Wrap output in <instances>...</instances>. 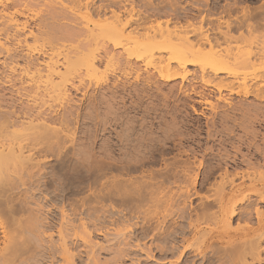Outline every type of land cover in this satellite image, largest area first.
<instances>
[{
	"label": "bare ground",
	"instance_id": "6f19581e",
	"mask_svg": "<svg viewBox=\"0 0 264 264\" xmlns=\"http://www.w3.org/2000/svg\"><path fill=\"white\" fill-rule=\"evenodd\" d=\"M65 1L70 3L71 7L64 4ZM99 1L8 0L0 9V264H34L37 262L38 264H123L125 260H129L133 264L139 261L138 254L153 258L151 252L154 248L155 251L159 249L163 252V255L172 254L179 247L177 238L180 237L184 241L187 230V233L194 235L197 232L196 225L198 223L195 224L196 220L198 219L197 222H199L201 217L203 219L209 217L210 213L212 215L213 207H216L215 214L218 215L213 213L215 217H218L219 220L225 219L229 225L234 217L238 220H246L254 216L257 221L254 228L247 230V233L252 234V238L241 244L239 240V242L234 240V245L231 244L232 248H229L230 245L229 249L225 250L227 252H225L227 255H224L226 259L222 260L223 262L219 260L220 264H264V211H256L259 207L258 203L264 201L263 187H261L262 190L257 189L258 182L264 180V170H262L264 168V105H262L263 102L261 103L264 99V45L261 46L264 43V35L261 36L263 37L261 39L259 34L260 40H258L257 34H255L260 30L264 32L263 0H260L261 4L255 6L249 5L246 1L257 2V0H191L189 3L191 6L193 5L195 13H192L195 15L184 13L182 18L181 13L180 17L178 15L177 0H166V7L164 3H162L164 6H159L163 0L158 1L159 3L156 1L155 3L154 0H142L143 9L137 8L136 0H109L108 3H97ZM42 3L46 7L48 17L45 16L46 18L35 22L34 17L27 13L30 9L28 7L37 4L39 6ZM57 3L59 6L56 5ZM185 6L181 5L180 7L183 9ZM20 15H24L26 18L19 20L17 16ZM162 17L164 20L161 24L158 19H162ZM60 18L65 19V22L56 24L54 21ZM122 21L123 24H119ZM31 24L34 26L31 27ZM124 25L131 28L125 31ZM39 36H44L47 48L31 50L29 40H38ZM69 41L73 43L71 50L60 52L58 45ZM259 41L260 46L255 44ZM239 43L244 45L246 43L250 47L247 50L243 48L244 51H239ZM120 46L127 56L129 52L132 56L134 55V58L136 56L135 60H138L143 51L157 48V46H159L157 50L169 49V54L166 55L168 58H163L161 54L158 56V65L161 69L168 70L172 67L187 69L188 66H196L199 70L200 81L204 85L216 87L218 92H221L222 89H231L233 81H241L242 90L234 91V93H241L244 96L254 95L261 104L257 102L258 105H256L255 102V106L252 105L251 108L248 106H251L248 102L247 106L251 109L244 107L247 110L245 109L246 112L244 111L245 113L240 118L230 119L229 117L226 119L225 117L223 120H231L230 122H233L237 127L242 122H246V125L254 123L256 126L250 125L251 127L246 132L243 131L242 135L234 132L235 127L228 129L227 135L230 136L228 141L232 140L231 143H235V145L231 144L234 148L233 155L224 154L228 159L226 161L230 163L215 162L213 167L211 164L209 168L206 167L207 171L203 170L206 173L202 172V174H205L203 179L207 181L213 176V168H215L214 170L218 168L219 171L216 170L218 180L212 182L214 184L218 182V184L211 185V181H208L210 182L208 184L216 189L220 187L221 190L225 189L223 185L228 183L230 188L227 191L223 190L219 195L215 193L212 196L210 194L202 195L197 189L200 168L205 164L200 158L195 157L197 161L195 158V160L192 158L188 161L174 159L176 162L171 161L174 170H166L165 168L170 162L166 163L168 165H165V168L151 169L147 179L143 177H147L145 174L148 172L143 176L140 174L142 178L140 182L132 180L130 178L132 175L127 178L124 176V178L123 175L126 174L119 175L114 172L111 174L110 180H107L106 173L118 169V159L108 157L111 154H108L107 151L111 147L107 145L103 148L105 155L103 153L102 157L98 156L99 158H96L95 152L89 149L90 151L87 150L89 157L87 164L85 163L86 167L79 166L78 168L77 166L74 171L79 174L85 169L86 174L93 179L101 176L106 177L100 183L101 188L99 187L98 192H92L94 203L97 202L98 205L93 203L92 205H96L95 207L90 206L79 210V207L76 208L75 205L80 202L70 201V211L64 208L66 205L59 207V223L58 226H55L57 222L55 223L54 216L49 212L50 209L46 210L48 208L37 203L38 200L34 202L35 204L33 203L32 199L36 196L32 195L34 193L31 192L33 189L31 185L34 182L40 184L37 177L56 173L57 170L54 171L53 168L46 172L42 169L52 159L51 156L56 154L54 151L60 143H63V137L67 138L69 117L75 113L74 111L72 113L70 105H67L71 108L69 110H67V106L63 111L55 108L52 101L65 99L66 104H69L72 100L71 90L80 91L84 87L79 74H76L71 80H63L64 70L62 71V68L67 70L74 64L79 67L94 68L98 58L88 57L91 48L103 49V56L101 55L100 58L108 57L109 60L115 57V51ZM256 65L262 67L263 73L259 77L255 75L252 78L254 80L257 77L263 83L262 86L260 85L261 87L254 88L245 83L251 79V76H247L244 71ZM160 76L164 80L184 79V75L176 73H166ZM227 77L230 78V82L225 81ZM238 106V110L241 108V111L242 106L240 104ZM192 109L195 113L198 112L194 107ZM57 123L60 128H57ZM212 126L210 125V127ZM187 134L190 136L189 133ZM209 137L212 136L209 135ZM224 141L222 142L224 143ZM241 146H244L248 152H239ZM230 149L232 148L230 147ZM186 151L184 152L186 153ZM81 152L79 151V153ZM79 153L77 152L79 156L83 155ZM87 154L85 158H87ZM218 156L220 157V155ZM64 157L66 156L64 155ZM151 157L153 156L151 155ZM80 158H77L78 162L81 160ZM122 158L121 160H124ZM222 158L221 160L224 159ZM132 160H126L128 165L126 163L124 166L127 165V169H130L128 167L132 165L129 162L133 163L134 167L132 168L135 169L138 167L139 161H143V159ZM78 162H75L74 165H77ZM59 164L61 163L59 162ZM57 167L59 168V165ZM123 167L120 168L123 170ZM132 168L128 172H133ZM124 171L126 170L124 169ZM61 172H64L63 166ZM202 174L200 175L202 176ZM236 178L242 179L241 182L235 183ZM245 178L250 180L248 185L244 184ZM38 184H36L38 188L42 186ZM219 184L220 186H218ZM205 187L210 188L209 185ZM42 189L44 191V188ZM195 197L200 199L197 206L192 204ZM92 200H86L89 202L87 205L92 203ZM80 204L83 205L84 202L82 201ZM142 204H148V210L145 211ZM138 205L140 209H142L140 206L142 205V210L148 212L149 215L144 213L148 216L147 219L144 218L147 220L144 223V214H142L143 224L136 228L139 224L135 223L136 220L134 223L130 222L133 216L129 215L131 213L126 215L127 213L123 211L124 208L120 206H125L126 209L133 212L132 208H138ZM160 205H163L164 208L158 209ZM43 207L46 209L44 210ZM251 207L253 208L251 209ZM194 214L197 217L196 220H192ZM75 218L78 220L77 224H75ZM178 218L188 220L187 228L185 225L181 227L182 224H179L180 227L175 229L166 227V222H170L168 220H172L176 225L175 222ZM152 220L156 221L154 225L151 224ZM121 222L122 225H120ZM116 224L119 227L116 228ZM54 234L58 236L57 240L53 239ZM97 235L104 237V241L94 240L99 237ZM110 236L114 238H110ZM93 237L95 238L93 239ZM149 239H151V243H147ZM78 241L82 247H77ZM168 244L170 245L168 246ZM188 248H190L188 245L182 246L177 258L170 261L172 263L166 262V264L181 262L182 264H196L198 257L190 259L189 255V259L183 260ZM99 250L112 255L100 259ZM84 254L86 260L82 259ZM198 255L201 256L200 253ZM209 258H212V255Z\"/></svg>",
	"mask_w": 264,
	"mask_h": 264
},
{
	"label": "rangeland",
	"instance_id": "374dc122",
	"mask_svg": "<svg viewBox=\"0 0 264 264\" xmlns=\"http://www.w3.org/2000/svg\"><path fill=\"white\" fill-rule=\"evenodd\" d=\"M96 1H99V0H96ZM108 1L109 0H103V1L100 0L97 3H100V2H105V3L107 2L108 3ZM155 1L157 3L160 2V0H154V2ZM258 1H259V3H258ZM261 1L260 0H257V2L250 1L251 3L249 1H246V2H248V4L251 6L252 5L255 6V5L261 4ZM6 2H8V0H0V9H2L3 5L6 4ZM41 2H43V0H41ZM189 2H191V0H189V1L188 0L187 1L186 0H177V7H178L177 10H178L179 14L177 12H176V14H178L179 17H180V13H181V18H182V15H185L186 13H189L190 15L191 14L195 15V14H193V13H195V10L193 9V5L191 6L190 5L191 3H189ZM252 2L253 3L255 2V3L253 4ZM263 2H264V0H263ZM55 3H56V1H55ZM136 3H137V8L138 7L140 9L144 8L143 7L144 4H143L142 0H136ZM162 3H164V5H165L167 3V1L163 0V2L159 3V6H164ZM58 4L59 3H57L56 5L59 6ZM64 4H67L69 7H71L70 3L66 2V1ZM160 4H162V5H160ZM37 5H32V6L28 7L32 11L29 9V12H27L30 16L34 17L35 22H39V20L41 18L44 19V18L48 17L47 16V10H46V7L44 6V4L42 3V5L41 4H39V6H37ZM181 5L182 6L186 5L184 8H187L189 11L187 9L185 10L183 8L185 11L184 12L183 9L180 7ZM187 5L189 8L190 7L191 8L189 9L187 7ZM166 6L167 5H165V7ZM179 8H181V9L179 10ZM74 9H76V8H74ZM69 10H70V8H69ZM72 11H74V10H72ZM236 13L238 15V12H236ZM34 14H35V16H34ZM65 14H67V13H65ZM17 18L19 20H24L26 18V16L20 15V16H17ZM183 19H184V16H183ZM158 20L161 23L162 20H164V18L162 17V19L160 18ZM54 22L56 24L63 23V22H65V19L60 18V19L55 20ZM156 22H157V20H156ZM153 23L155 24V21ZM119 24H123V21ZM0 26H1V24H0ZM33 26L34 25L31 24V27H33ZM124 26H125L124 27L125 31H128V29L131 28L128 25H124ZM260 31H259V33H257L258 31H256V33H255V34H257L258 40H260L259 36H258L259 34H260L261 39L263 38L261 36L264 35V32L261 31L262 32V35H261ZM43 37L39 36V39L35 40V41L29 40L28 43H29L30 49L31 50L46 49L47 48V42ZM105 43L108 44L107 42H105ZM242 43H244V42H242ZM261 43H262V41H261ZM72 44L73 43L71 41L64 42L62 45H58V49L60 50V52H63V51L67 52L68 50H71ZM240 44L241 43L238 44V50L239 51H242V50L244 51L243 48H245L247 50L250 47L246 43H245V45L241 44V46H240ZM255 44L256 45L258 44V46H260V41L256 42ZM262 45H264V43H262L261 46ZM106 46H108V45H106ZM150 47H152V46H150ZM158 47L159 46H157V48ZM157 48H154L151 50H147L144 48V50H147V51H143L142 54L139 53L141 55L139 56L138 60H135L136 56L134 58V55L132 56L131 52H129V55L131 54V56L130 57H129V55L127 56L126 52H124L122 50L123 48L121 46L118 47L117 50L115 51V57L111 58L109 60H108V57L107 58H105V57L100 58L101 55L103 56V49L91 48V51H89L88 57L98 58L97 63H96L94 68H92V67H90V68L79 67L76 64L71 65L69 68H67V70L65 68H62V71L64 70L63 74H62L63 80H71L72 78H74V76L76 74H79L81 76L82 82L84 84L83 85L84 90L83 89H81L80 91L71 90L70 97H72V100L69 104H66L65 99L52 101V104L55 108H58L59 110L63 111V109L67 105H70L72 109L67 106L68 107L67 110L71 109L72 113H73V111L75 113H73L72 116L69 117V121H70L69 127H68L69 129L66 131L67 132V136H66L67 138L64 139V137H63V140H62L63 143H60L59 146L57 147L58 150L56 148V150L54 151V152H56V154L51 156L52 159L50 161H48L45 164V167H43V169H42L46 172V171H49L50 168H53L54 171L57 170L56 173L54 175L48 173V174L42 175V177L41 176L37 177L36 179H38V181L40 180L39 183L42 186L40 184H38L37 182H34L31 185V186H33L32 187L33 189H32V191L30 190L32 193H34V194H32L33 197L36 196V198H34L35 200L32 199L33 203L38 200L37 203H40L43 206H46L48 208V209H46V207H43L44 210L50 209L49 212L52 213V214L51 213L50 214L54 216V221L56 220L55 223L57 222L56 224L54 223L55 226H58V223H59L58 220L60 218V214L58 213V211H59V207H61L62 205L63 206L66 205V206H64V208L68 209L69 211H70V209H69L70 205L69 204L71 202H74V201H76V203L77 202L81 203L82 201L84 202V204H83L84 206L81 205L80 203L75 205L76 208H77V206L79 207L78 208L79 210H81V209L84 210V208H88L90 206L95 207L96 205H98L97 202L94 203L95 200L93 199L92 192L93 191L98 192L99 187H100V183H102L106 179V177L104 178V176L103 177L101 176L99 178L93 179L92 177H89V175L86 174L85 169L82 170V172L79 174H76L77 172L74 170H76L77 166H78V168H79V166L82 168L86 167V164L88 162L87 160L89 157V154H87V153H89L90 150L95 152L96 158L98 156L102 157L103 153L105 155L103 148L106 147V145L108 147H111V148H109L110 150L107 151L108 154H111L108 157L117 158L119 161V164L117 163L118 169L106 173V176L108 175L107 180H110V176H112L111 174H113V172H114V173L119 174V175H123V173H124L126 175H123V177L125 176L126 178L132 175L130 177L132 180H134V181L139 180L137 182H140V180H142L140 174H142V176H143L145 173L148 172L147 174H145V175H147V177L146 176L143 177V178L147 179L151 169L156 170V169H160L163 167L165 168L166 167L165 165H168L170 162V164L168 165L169 167L167 166V168H165V169L166 170L171 169V171H172V170H174V168L172 166L171 161L172 162L175 160L180 161V159H182L183 161H185V160L188 161V159L192 160V158H193V160H195L196 158L197 159L200 158V160H203L202 161L203 164L205 163L204 166H202L200 168V171H201V172H199L200 178L198 177V180H197V183H198L197 189L199 190L200 194H202V195H209L210 194V196H212L215 193L216 194L218 193V195L221 194V192H223V190L224 191L229 190L230 186L228 183L223 185V187L225 186V189L223 188L220 190L219 189L220 187L217 189L213 188L216 185V183L218 184V182H216L215 184L212 183V182H215L218 180V176H216V175L218 174L217 171H219V169L217 168V166H216L217 171L214 170L215 168H213V173L215 174V172H216V174L214 175L212 173L213 176L210 177L212 180L214 179V181H212L210 178H209L210 180L208 179L207 181H205L203 179L205 174H202V172L204 173L205 171H207V168H209L210 164L213 167V165H215L219 161H221L220 162L221 164L223 163V161L229 162V161H226L228 159L225 155L230 154V156H232L233 150H234L232 145H235V143L234 144L231 143V142H233L232 140L228 141V138L230 137L227 135L229 128L235 127L234 132L237 134L241 133L240 135H242V133L244 134L243 131L246 132V130H248L251 127L250 125L256 126V124H254V123L252 124V123L247 122L248 125H246V122H242L241 124H239L240 126L237 127V126H234L233 122H230L231 120L224 121L223 119L225 117H226V119L229 117H230V119L231 118H240L243 115V113L246 112V110H247L246 108H248V106L251 108L253 106H255L254 105L255 102H256V105L261 104L262 102H263L262 105H264V99L262 101L260 99L261 103H259V101L257 100L258 98L255 97L254 95L244 96L241 93H239V94L234 93V91L242 90L243 84L241 81H238V82L233 81L231 89H222L221 92H218L216 87H214L212 85L211 86L204 85L200 81L201 79H200V75L198 72L199 70L196 66H194V67L188 66L187 69H182V68L176 69L177 67H175V68L172 67L171 69H168V70L161 69V67L158 65V58H159L158 56H160V54H161L163 58L166 57V55L169 54V52H168L169 49L164 48L165 49V51H164L162 47H161L162 48L161 50H157ZM132 53H133V51H132ZM134 54H135V52H134ZM136 54L138 56V53H136ZM163 55H165V56H163ZM171 55H172V53L170 54V57H171ZM126 57H129V58H126ZM166 58H168V57H166ZM125 59L126 60L128 59V61H126ZM121 62H123V63H121ZM258 66L256 65L255 67H252V68L244 71L247 76H251V79H248L245 83L247 85L254 87V88L255 87H261L262 86L261 84L264 82V80L262 82V80L257 78L263 73L262 67L261 66L258 67ZM1 72H2V70H1ZM166 73H169V74L176 73L179 75H184V79L183 80H181L180 78H174V79H170V80L161 79L160 75L161 74L165 75ZM255 75H257V77H256V79L253 80L252 77H255ZM75 80L77 81V79H75ZM229 80H230V78H228V77L225 79V81L230 82ZM193 90H194V92H193ZM188 93H189V95H188ZM200 93H202L203 95L202 94L200 95ZM204 99H206V100H204ZM248 102H250L249 104H251V106L248 105ZM257 102H258V104H257ZM238 104H240L242 106V110H241L242 112L240 111L241 108H239V110H238V107H239ZM192 107H194L198 112L195 113L193 111ZM244 107H246L245 108L246 110L244 109ZM251 108H248V109H251ZM173 123H175V124H173ZM232 123H233V126H232ZM243 123H245V124H243ZM172 124L174 125V129L172 127ZM210 125L211 126L213 125V126L210 127ZM55 126H56V124H55ZM170 126L173 130L170 128ZM58 127L60 128V126H58V123H57V128ZM165 128H166V130H165ZM243 128H245V129H243ZM70 131H72V132H70ZM261 131H263V130H261ZM176 132H178V133H176ZM187 133H189L190 136ZM191 134L194 136H192ZM209 135L212 137H209ZM141 136H142V138H141ZM165 137L166 138L168 137L167 138L168 140ZM222 141H224V143ZM78 146H79V148H77ZM59 147H61V148H59ZM230 147L232 149H230ZM121 148H123V149H121ZM187 148H189V149H187ZM197 148H199V149H197ZM82 149L84 152L82 151ZM112 149H113V152H112ZM127 149H129V150H127ZM87 150H89V151H87ZM186 150H189V151H186ZM79 151L80 152L82 151L83 153L82 152L79 153ZM181 151H183V152L181 153ZM184 151H186L187 154ZM241 151L243 153L248 152L244 146H241V148L239 149V152H241ZM77 152L80 155L83 154V155H81L83 157L80 158L81 156H79L77 154ZM190 152H192V153H190ZM197 152L200 154H198ZM219 152H222V153L219 154ZM139 153H141V154H139ZM86 154H87V158H85ZM184 154H186V155H184ZM64 155L67 158L64 157ZM151 155L153 157H151ZM218 155H220V157ZM211 157H212V159H211ZM77 158H80L81 160L78 162L79 159H77ZM83 158H85L86 160L85 159L82 160ZM121 158L124 160H121ZM221 158L223 160H221ZM128 159L129 160L130 159L131 160L136 159L138 161H139V159L140 160L143 159V161H139L141 164L138 163V165H137L138 167H136L135 169L132 168V167H134V165H133L134 160H132L133 163L129 162V164L131 163L132 165H130L128 168H130V169L132 168L133 172H128L130 170V169L126 168L128 165V162H126V160H128ZM197 159L195 161H197ZM63 160H66V161H63ZM230 160H232V158H230ZM62 161H63V164H62ZM120 161H121V163H120ZM59 162L61 164H59ZM64 162L66 163L65 165H64ZM75 162H78V164L76 163L77 165H74ZM79 163H80V165H79ZM126 163H127V165L125 167L124 164H126ZM166 163H168V164H166ZM175 164L178 165V163H175ZM179 164H181V163H179ZM58 165H59V168H61L60 170L57 167ZM61 165L63 166L64 172H61L62 171ZM66 165L68 168L66 167ZM69 165H70V168H69ZM71 165H74V166L71 167ZM120 165H122V166H120ZM170 165L172 166V168H170L171 167ZM120 167H123V170L125 169L126 171L123 172V170ZM65 168H67L68 170L67 169L65 170ZM71 168H72V170H71ZM69 170H71V171H69ZM203 170H205V171H203ZM262 170H264V168ZM68 171H69V173H68ZM115 171H118V172H115ZM171 171H167V172L170 173ZM120 172H122V174H120ZM66 173L69 175H67ZM58 174L59 175L61 174V175L59 176ZM200 174H202V176ZM71 176H73V177H71ZM133 176H134V178H133ZM213 177H215V178H213ZM59 178H61V179H59ZM100 178H102V179H100ZM202 179L204 182L202 181ZM100 180H102V181H100ZM241 180L242 179H240V178H236L235 183H239V182H241ZM208 181H211V183H212L211 185H214V186L210 187L211 185L208 184V183H210ZM243 181H244L245 185H248L250 183V180H248L247 178H245ZM261 182H258L257 189L259 188L260 190H262L261 187H263V190H264V180H262ZM35 183L38 184L39 186H41V187H39L40 189L36 186ZM206 185H209V187L212 189L205 187ZM218 186H220V184ZM34 187H36L35 192H34ZM41 188H44V191H43V189L41 190ZM219 190H220V192H219ZM218 195H216V196H218ZM43 197H44V199H43ZM84 197L86 200H89V201H91L93 199L92 203L90 202L91 205L90 204L87 205L89 202L86 200L84 201ZM56 200L59 202H57ZM33 203H31V204H33ZM93 203L96 205H92ZM198 203H200L199 197L193 198V200H192L193 206H197ZM85 204H86V206H85ZM142 205L144 206L145 211L148 210V208H147L148 204H145V205L142 204ZM142 205H140V206L143 209ZM80 206H82V208H80ZM257 206H260V202L258 203ZM120 207L124 208V210L123 209L122 210L127 213L126 215L131 213L129 215L133 216V217L130 216L133 221L131 220L130 222L134 223L135 220L138 221V222L135 221V223L137 225L139 224L138 226H136V228H139V226L141 227L140 224H143V219L148 217L147 214L149 215L148 212H144L142 209H140L139 205H138V208L137 207L132 208V209H134L135 212L134 211L131 212L132 210L126 209L125 206L124 207L120 206ZM253 207H255V206H253ZM253 207H251V209ZM162 208H164L163 205L158 206V209H162ZM215 208L216 207H213L214 210L212 212V215L210 213L209 217L204 216L206 218H203V219L201 217V221L199 219V222H197L198 219L196 220L197 217L195 216V214L193 215L195 217V219H193L194 218L193 217L192 220H196L195 224L198 223L196 225L197 226V232L193 235L191 233H187L188 230L186 229L187 231L185 234L187 237L184 236V241H182L180 239V237L177 238V239H179V241L177 240L179 247L177 250H175V252H173L172 254L163 255V252H161L159 249L158 250L156 249V251H155V248H154L153 252H151L153 255V258H151L152 256L146 257L143 254H138L137 258H139V261H138L139 263L135 262L133 264H136V263L137 264H166V262L174 261L177 258L179 251L182 249V246H184V245H188L190 248H188V250L185 251V255H184L183 260L189 259V255H190L191 256L190 259L194 258V257L195 258L198 257L196 259V261H197L196 264H220V262L222 260L226 259L225 256L227 255L226 254L227 252L225 250L232 248V245H234L233 243H235V241L236 242L240 241V244H241L243 242H246V240L248 241V239L252 238L251 237L252 234L247 233V232L249 231V229H252L256 226L257 221L254 218V216L253 217L251 216L252 218H247L246 220L245 219L238 220V219H236V217H234L233 220L230 221L231 223L229 225V222H227L225 219H222L220 217L221 219L219 220L218 217L217 218L215 217V215L218 216L217 213L215 214V212H216ZM139 209H140V212H139ZM141 210L143 213L141 212ZM261 211H264V210H261ZM144 213H147V214H144ZM142 214H144V216ZM136 215H137V217H136ZM138 215H141V216L138 217ZM142 216H143V219H142ZM146 219H144V223L147 222ZM185 219L183 220L182 218L181 219L178 218L177 219L178 222L177 221H176L177 223L175 222V224L177 226L173 224L174 222H172V220H168L171 223L166 222L165 225L169 229L178 228V227H180L181 224H182L181 227L183 225H185V228H187V221L188 220H185ZM248 219L249 220L251 219V220L249 221ZM223 220L226 221L227 224H226V222L223 223L224 222ZM141 221H142V223H141ZM248 222H250V223H248ZM77 223H78V220H77V218H75V224H77ZM155 223H156V221L152 220L151 224L154 225ZM120 225H122V222ZM198 225H199V227H198ZM115 227L117 228V227H119V225L117 226V224H116ZM97 236H99V235H97ZM236 237H237V239H236ZM94 238L95 237H93V239ZM103 238L104 237L99 236V237H96L94 240L97 239L100 242H102V241H104ZM110 238H114V237L110 236ZM53 239L57 240L58 236H56V234H54ZM112 241H109V242H112ZM150 241H151V239L147 240V243H151ZM81 245L82 244H80V242L78 241L77 247H79V246L82 247ZM169 245L170 244H168V246ZM0 246H1V244H0ZM158 251H160V252H158ZM186 252H187V254H186ZM220 252H223V253H220ZM199 253L201 254V256L198 255ZM98 255H99L100 259H104V258L110 257L112 254H110L109 252L105 253L104 251L99 250ZM211 255H212V258H209V257H211ZM82 259L86 260L85 254L82 257ZM219 260H221V261H219ZM130 263L131 262H129V260H125L123 262V264H130ZM170 263H172V262H170ZM34 264H38V262L34 263ZM167 264H169V263H167ZM177 264H181V263H177Z\"/></svg>",
	"mask_w": 264,
	"mask_h": 264
},
{
	"label": "snow or ice",
	"instance_id": "6c2138e0",
	"mask_svg": "<svg viewBox=\"0 0 264 264\" xmlns=\"http://www.w3.org/2000/svg\"><path fill=\"white\" fill-rule=\"evenodd\" d=\"M261 210H264V201H261L259 208L256 209V211H258V212L261 211ZM181 264H182V262H181Z\"/></svg>",
	"mask_w": 264,
	"mask_h": 264
}]
</instances>
